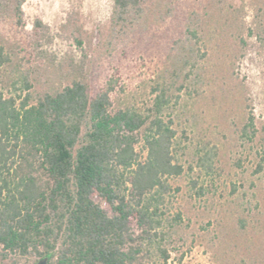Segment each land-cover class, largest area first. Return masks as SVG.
Wrapping results in <instances>:
<instances>
[{
    "label": "trees",
    "instance_id": "obj_1",
    "mask_svg": "<svg viewBox=\"0 0 264 264\" xmlns=\"http://www.w3.org/2000/svg\"><path fill=\"white\" fill-rule=\"evenodd\" d=\"M26 1L0 0V264H167L181 219L167 204L185 173L177 111L264 67V0H114L105 34L70 14L60 31L80 59L61 63ZM214 156H198L196 198Z\"/></svg>",
    "mask_w": 264,
    "mask_h": 264
},
{
    "label": "rangeland",
    "instance_id": "obj_2",
    "mask_svg": "<svg viewBox=\"0 0 264 264\" xmlns=\"http://www.w3.org/2000/svg\"><path fill=\"white\" fill-rule=\"evenodd\" d=\"M113 5L114 0H27L24 11L29 22L39 18L51 28L43 45L47 59L77 62L80 53L63 38L60 27L78 13L89 34H105ZM232 82L238 83L235 92L184 96L177 111L182 125L177 155L185 173L172 180L176 191L167 204L169 219L181 217L168 229L167 264H264V171L257 172L256 154L264 146V67L238 70ZM148 99V93L141 96L140 105ZM249 115L254 117L249 127L251 135L255 132L253 141L242 133ZM203 148L215 152L214 172L200 179L206 195L199 199L190 180L200 172L196 162Z\"/></svg>",
    "mask_w": 264,
    "mask_h": 264
},
{
    "label": "water",
    "instance_id": "obj_3",
    "mask_svg": "<svg viewBox=\"0 0 264 264\" xmlns=\"http://www.w3.org/2000/svg\"><path fill=\"white\" fill-rule=\"evenodd\" d=\"M37 264H48V260L47 259H43L40 262H38Z\"/></svg>",
    "mask_w": 264,
    "mask_h": 264
}]
</instances>
